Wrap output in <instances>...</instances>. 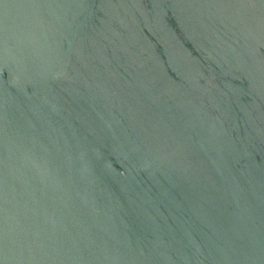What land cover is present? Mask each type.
<instances>
[{
  "label": "water",
  "instance_id": "95a60500",
  "mask_svg": "<svg viewBox=\"0 0 264 264\" xmlns=\"http://www.w3.org/2000/svg\"><path fill=\"white\" fill-rule=\"evenodd\" d=\"M0 264H264V0H0Z\"/></svg>",
  "mask_w": 264,
  "mask_h": 264
}]
</instances>
